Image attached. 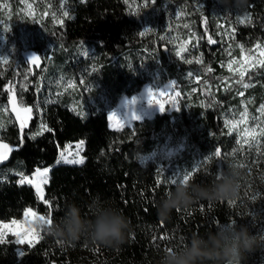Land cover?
<instances>
[{
  "label": "trees",
  "instance_id": "16d2710c",
  "mask_svg": "<svg viewBox=\"0 0 264 264\" xmlns=\"http://www.w3.org/2000/svg\"><path fill=\"white\" fill-rule=\"evenodd\" d=\"M166 1L151 28L142 30L139 0H70L72 15L60 26L47 24L57 48L53 62L62 71L73 72L81 61L72 59V47L79 39L88 41L94 49L92 56L84 59L87 68H94L90 78L99 81L111 108L115 109L122 95L135 93L148 81L141 70L142 59L147 57L158 68L162 80H174L175 87L187 96L200 83L215 85L226 76L232 78L220 66L228 58L225 46L229 44L221 39L220 30L224 26L221 21L234 28L229 40L233 45L264 42V0H247L241 12L235 9L225 12L218 0ZM171 9L188 14L190 21L185 19L182 29L193 30L199 37L190 51L182 53L184 59L193 61L191 64L176 56L177 45L170 40L168 28L176 24ZM245 13L250 14L251 22L238 23L237 18ZM142 32L144 35H140ZM209 37L216 43H209ZM197 60L202 63H196ZM208 68L212 71L208 72ZM194 70L200 80L189 75ZM244 80L252 81L247 89L235 83L227 90L219 85L208 103L191 100L187 104L183 99L179 111L157 113L122 129L109 126L110 109L91 108L86 114L75 111L67 93L51 96L46 102L49 89L45 86L39 97H34L42 110L37 111L31 127L40 119L50 131L31 136L28 132L33 127L21 129L12 121L0 128V138L18 146L12 161L0 169V220L21 219L24 211L32 208L44 215L51 212L53 220L59 221L69 202L80 207L83 217L91 218L90 205L99 197L115 203L130 221L131 231L119 250L93 244L85 238L75 245L61 246L42 233L43 239L34 247L27 245L23 256L18 255L17 245L9 238V243L0 244V264H156L160 250L179 249L193 233L204 235L209 229L215 231L218 224L232 221L247 226L253 235H264V197L261 203L252 201L244 180L232 203L201 200L179 211L173 209L170 218L161 220L157 206L169 189L175 190L164 183L170 180L166 175L169 167H160L155 161H140L142 155L172 137L184 140L187 146L171 164H180L185 172L203 165L195 171L191 183L210 186L215 182L213 174L220 169L213 156L216 149L221 151L226 167L229 162L240 163L246 166V176L257 178L258 173L264 172V135L258 136V144L251 149L241 147L237 135L232 131L229 134L226 118L245 105L255 114L264 105V67L251 70ZM7 83V76L0 78V100L8 97L4 88ZM31 89L26 93L29 100ZM79 139L85 140L86 161L81 165L53 166L44 194V199L51 201L49 209L38 199L33 186L18 183V174L31 176L36 169L51 166L60 148ZM210 156L213 158L208 160ZM253 159L257 165L252 164ZM243 264H264V247L247 254Z\"/></svg>",
  "mask_w": 264,
  "mask_h": 264
},
{
  "label": "rangeland",
  "instance_id": "374dc122",
  "mask_svg": "<svg viewBox=\"0 0 264 264\" xmlns=\"http://www.w3.org/2000/svg\"><path fill=\"white\" fill-rule=\"evenodd\" d=\"M163 1L164 0H155V3L153 4L151 0H149L148 7H144L145 0H139L140 11L138 12V14L140 19H142V30L151 28L150 26L153 25L152 23L154 21V18L159 16L160 12L164 10L165 5L168 3L165 0L164 5L160 6V3ZM65 10L69 12L68 16L62 15V11ZM171 10L173 13L172 17L175 20L176 24L170 25L168 28V31L170 32V40L177 45L178 50L183 45L187 48L188 52L192 47L193 41L196 38L198 39L199 37H197L196 32L193 30H191L190 32H185L182 29L181 25H185V19L190 21L188 14L180 10ZM29 12H31L32 14L29 15ZM166 13L167 15L170 14V12L168 11H166ZM71 15L72 13L70 12V0H0V55L5 56L8 59L7 64L0 62V78H4L6 76L8 77V83L4 87L7 91L8 97L6 100H0V125L5 126L11 121L15 122L14 117L10 112V93L8 91V89L13 86L14 94L16 98L19 99L20 103H22L23 106L32 108L31 119L28 120L27 125L25 126L26 129H32L33 127V131L28 132L32 136L39 132L41 130V126L44 125L39 119L36 120V124L31 127V123L36 118L37 111L41 113L42 110L41 103L37 102L34 97L38 98L42 89L47 85L49 90L48 94L46 95L48 96L46 97V102L50 100L51 96L53 98H56L64 93H67L71 98L70 106L75 111L81 114H86L91 108L110 109V112L108 114L109 126L112 129H122L126 126L133 125V123L136 121L122 120L125 117L126 113L130 111V108H134L136 114L141 117L140 120L145 118H152L157 113H161L157 106L147 105L146 90L149 88H152L153 92L157 94L160 92L166 93L163 96L154 95L153 99L154 101L159 100L161 103H164L165 111L172 112L177 111L176 108H179L180 110V102L183 99L187 104L191 100L196 103H208L212 101V94L213 92H215V89L219 87V85L221 86V88L226 89L228 86L233 84V81L235 79H238V77L233 76L232 78L229 77V79L226 76L220 83L215 85H212L211 83H200V85L196 86L193 89L192 93L188 94L187 96L186 94L184 95L183 93H180V90L175 87L176 84L174 80H162L158 68H155L154 64H152L150 62V59L147 57L145 59H142L141 70L148 77V81L135 93L131 95H122L117 107L115 109H112L106 93L101 90L99 81L96 78H90V76L93 75L94 68H87L85 65L84 59L92 56V53L94 51L93 46L88 41L79 39L75 43L74 47H72V57H74L72 59H75V61H81L77 68H73V72H64L56 66L57 64L55 62H53L56 57L55 50L57 48L51 41V38L48 34L47 24L49 22H52L54 25L60 26L63 24L65 18H68ZM221 24L224 25L220 30L221 39L225 40L229 44L225 46V51L228 54V58L224 62H221L220 66L223 69L227 70L226 66L231 59L241 58V49L240 47H238V45H233L229 41L233 35L234 28L231 25H226V23L223 21H221ZM257 43L264 46V42L257 40L246 41L239 45H243L245 52H247V50L249 49H254ZM47 45H49V47ZM32 54H36L37 56H39L40 59L37 64L28 63V58ZM253 54L258 55V53ZM49 72L51 74H49ZM248 73L245 77H247ZM191 74L195 78V80H200V76H198L197 71L194 70V72H191ZM189 78L190 77H188L187 79ZM245 82L249 83L250 85L252 84L251 80H245ZM170 85H172V87H169ZM31 86H33L32 89ZM30 89L31 99L29 100L26 96V93ZM176 93H179V96H176ZM192 94H194V96H192ZM133 97H137V103L133 106L125 105V101H130ZM141 97H143V99ZM173 100H175V104H173ZM5 108L8 109L7 112L4 111ZM245 108L247 109L249 116L247 124H240L238 125V130H231L237 135L241 144L243 138L239 135V133L243 132L245 127L252 129L256 127L257 124L262 127L264 123V115H261L260 108L255 114L246 105L241 110L231 111L226 118V122L239 120L240 114L245 110ZM113 112L116 113V117L110 120L109 116ZM252 117H257L258 119L254 120L252 119ZM227 128L230 130V125H227ZM257 132H259V128H257ZM248 139L252 145L258 144V136L255 141H253L251 137H248ZM81 142H83L82 148L77 149L76 146L78 144H81ZM186 146L187 145L184 140L169 137L166 141L159 144L154 151L142 155L140 157V161L142 163L155 161L159 164L160 167H169L166 175L168 179H171L178 174L186 173L182 170L180 164L170 163V161L174 157L183 154ZM243 146H246V149H251L252 147L247 144ZM85 148L86 144L84 139L68 142L65 144V146L60 148L59 155L54 164L46 167L47 169H49L48 183L53 166L59 164H67L63 162H57L60 159L61 152H64L66 157L72 159L75 158L76 152L79 151L80 155L85 158V163ZM221 159L223 160L222 155L220 158H217L219 168L226 169V165L224 164V162L220 161ZM252 164L257 165V160L253 159ZM33 174L28 177L32 178ZM262 176H264V172L258 173L257 178H254L253 180L249 176H246V178L244 179V181L247 183V188L250 189L251 196L253 197L252 201L259 203H261L262 201V196L264 197V180L261 179ZM47 184L42 186L44 194ZM260 184L262 185V187H258V185ZM33 210L36 211L35 209ZM36 212L38 215H44L38 211ZM23 219L24 216L21 219L16 220ZM12 220H0V223L10 224ZM9 238H12V241L15 240V237L11 234H8L6 237L7 240ZM26 246L27 244L17 245V252L19 256H21L19 254L20 252H25Z\"/></svg>",
  "mask_w": 264,
  "mask_h": 264
},
{
  "label": "clouds",
  "instance_id": "9594fccd",
  "mask_svg": "<svg viewBox=\"0 0 264 264\" xmlns=\"http://www.w3.org/2000/svg\"><path fill=\"white\" fill-rule=\"evenodd\" d=\"M225 12L233 9L241 12L247 0H218ZM246 166L229 162L226 169L219 171L215 182L210 186L181 183L170 194H165L158 206L157 213L161 220L170 218L173 209H182L201 200H234L246 178ZM264 180V176L261 177ZM91 218L81 215L80 207L74 203L66 204L64 215L59 221L49 225L36 221L34 227L45 236L54 238L61 246L75 245L81 238L93 244L119 250L126 242L131 231L130 221L111 200L94 198L90 205ZM215 231L209 229L204 235L193 233L181 248L168 247L160 250L156 264H243L246 255L264 247V235H253L247 226L235 221L218 224Z\"/></svg>",
  "mask_w": 264,
  "mask_h": 264
},
{
  "label": "snow or ice",
  "instance_id": "6c2138e0",
  "mask_svg": "<svg viewBox=\"0 0 264 264\" xmlns=\"http://www.w3.org/2000/svg\"><path fill=\"white\" fill-rule=\"evenodd\" d=\"M151 2L154 4L155 0H151ZM148 3H149V0H145L144 7H148ZM28 14L31 15L32 13L29 12ZM62 15L68 16L69 12L66 10L62 11ZM237 20H238V23H245L246 21L250 23L251 17H250V14L245 13L243 17H238ZM140 35H144V33L142 32L140 33ZM209 43H216V41L212 40L211 37H209ZM238 47H240L241 49V58L231 59L228 62L226 67H227L228 72L231 73L233 77H238V79H235L233 83L239 84L243 88L247 89L248 87H250V84L246 83L244 80L246 74L251 69L257 66L264 67V46L257 43L254 49H249L247 50V52H245L243 45H238ZM186 51H187V48L182 45L180 49L176 52V56L184 59V57L182 56V53ZM253 53H258V55H255ZM39 59H40L39 56H37L36 54H32L28 58V63L37 64ZM0 62L7 64L8 63L7 57L0 55ZM184 62L191 64L193 61L190 59H184ZM196 63H202V61L197 60ZM207 71L211 72L212 69L208 68ZM189 75H192V74L189 73ZM249 79L251 78L249 77ZM169 87H172V85H170ZM225 90H227V88ZM8 91L10 93V103L12 105V111L15 113L16 118L19 120L21 129H23L27 125L28 120L31 119L32 108L23 106L22 103L17 102V98L14 94V86L10 87ZM165 94H166L165 92H160L158 94L154 93L152 88L147 89L146 90L147 105L157 106L161 113L165 112L164 103H161L159 100L154 101L153 99L154 95L163 96ZM238 94L243 95V93H238ZM176 96H179V93H176ZM141 98L143 99V97ZM136 103H137V97H133L130 101H125V105H128V106H133ZM173 104H175V100H173ZM176 110L179 111V108H176ZM4 111L7 112L8 109L5 108ZM260 112H261V115H264V105L261 106ZM115 117H116V113L113 112L109 116V119L112 120ZM140 119L141 117L136 114V111L134 110V108H130V111L126 113L125 117L122 120H140ZM248 119H249L248 112H247V109L245 108V110L240 114L239 120L227 121L226 124L230 125L229 134H231L232 129L238 130V125L240 124L246 125L248 122ZM252 119L256 120L258 118L252 117ZM0 127H2V125H0ZM257 128H259V132H257ZM45 130L50 131V129H47L46 125H42L41 130L37 132L36 135L43 134V131ZM239 135L243 138L241 147H243V145L245 144L251 147L253 145L250 143L248 137H251V139L255 141L257 136L264 135V127H260L259 124H257L256 127L252 129L245 127L243 132H240ZM238 143H240V141H238ZM82 146H83V142H81V144H78L76 147L77 149H81ZM11 151H13V149L9 145L0 143V163L8 159V155ZM221 155L222 154L219 149H216V151L213 154V156L216 158H220ZM212 158L213 157L210 156L207 159L211 160ZM84 159L85 158L80 155L79 151L76 152L75 158H72V159H69L68 157H66L64 152H61L60 159L57 162L58 163L63 162L67 164H83ZM220 161L223 162L222 159ZM202 166L203 165H200V166H197V168L192 171H188L183 174H178L177 176L172 177L170 180L164 181V183L166 185H171L173 187L181 183H188L192 179L195 171H198ZM241 166L243 167L244 165H241ZM220 170H222V168L213 174L215 180ZM48 172H49V169L47 168L43 170L36 169L32 178L25 176L23 173H19L18 175L20 176V179L18 180V183L20 185L28 184V185L33 186L35 188V192L37 194L38 199H40L45 205H48L49 209H51L52 207L51 201L44 199V193H43V188H42L43 185L48 183ZM171 191L172 190L169 189L165 194H170ZM230 203H232V201H230ZM177 211H179V209H177ZM23 216H24L23 220L13 219L10 224L0 223V244L9 243L6 237L8 234H11L12 236L15 237V240L11 241V243H15L17 245L27 244L29 247H34L36 243H38L41 239H43L42 232L37 230L36 227H34L36 221L38 220L43 221L49 225H51L53 222L51 212H49V214L47 215H38L36 211H34L31 208H28L24 211ZM161 238L166 239V237H161ZM19 254L23 256L25 255V252H20Z\"/></svg>",
  "mask_w": 264,
  "mask_h": 264
},
{
  "label": "water",
  "instance_id": "95a60500",
  "mask_svg": "<svg viewBox=\"0 0 264 264\" xmlns=\"http://www.w3.org/2000/svg\"><path fill=\"white\" fill-rule=\"evenodd\" d=\"M17 102L20 103V101H19L18 98H17ZM10 112H11L12 116L14 117V121H15V122L19 125V127H20L19 120L16 118L15 113L12 111V105H11V103H10ZM20 128H21V127H20ZM24 128H25V127H24ZM0 143L7 144V145H9V146L13 149V151H11V152L9 153V155H8V159L5 160V161H3L2 163H0V169H1V168L5 167L6 165H8V164L12 161L13 155H14L15 151L17 150L18 146H17V145H14V144H11V143H9L8 141H6V140H4V139H1V138H0Z\"/></svg>",
  "mask_w": 264,
  "mask_h": 264
}]
</instances>
